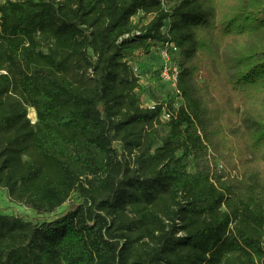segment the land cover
<instances>
[{"label": "trees", "instance_id": "16d2710c", "mask_svg": "<svg viewBox=\"0 0 264 264\" xmlns=\"http://www.w3.org/2000/svg\"><path fill=\"white\" fill-rule=\"evenodd\" d=\"M0 189V264H264V0L0 3Z\"/></svg>", "mask_w": 264, "mask_h": 264}, {"label": "built area", "instance_id": "2783aa9c", "mask_svg": "<svg viewBox=\"0 0 264 264\" xmlns=\"http://www.w3.org/2000/svg\"><path fill=\"white\" fill-rule=\"evenodd\" d=\"M180 52L178 48L174 44H167L165 48H161L160 56L162 59V66L160 67V78L162 81L169 85L170 89H176L178 79L180 76V69L178 66ZM137 77L140 79V83L143 85H148L145 77H143L139 71L138 67L134 68ZM156 104L152 103L150 107L151 109H155ZM163 119L168 121L170 119V115L167 112H164ZM223 166H219V170H223Z\"/></svg>", "mask_w": 264, "mask_h": 264}, {"label": "rangeland", "instance_id": "374dc122", "mask_svg": "<svg viewBox=\"0 0 264 264\" xmlns=\"http://www.w3.org/2000/svg\"><path fill=\"white\" fill-rule=\"evenodd\" d=\"M4 1L5 0H0V3H3ZM150 19H151L150 17H144L143 14H140V15H137L134 18V21H135V23H140L141 25H143V24H147L150 21ZM154 85L156 86L157 91H159L161 93L163 92L162 90L164 89V85L162 83H160L159 81H155ZM166 86H167V88L170 87L169 85H166ZM144 104H145L146 107H150L152 102L147 100V99H145V103ZM29 114H30V110H29ZM30 119H32V118H30ZM32 122H36V121H34L32 119ZM0 208L1 209L15 208L20 215H23L26 218L27 221H31L33 223H37V220H36L37 216H36V214L33 211L29 210L28 208H26L24 206H19V205L12 204L9 201L7 191L1 190V189H0ZM65 208H66V206H64L60 210V212H62ZM9 214H12V212H9Z\"/></svg>", "mask_w": 264, "mask_h": 264}, {"label": "bare ground", "instance_id": "6f19581e", "mask_svg": "<svg viewBox=\"0 0 264 264\" xmlns=\"http://www.w3.org/2000/svg\"><path fill=\"white\" fill-rule=\"evenodd\" d=\"M29 117L32 118L34 121L37 120L36 111H35L34 109H30ZM32 119H31V120H32Z\"/></svg>", "mask_w": 264, "mask_h": 264}]
</instances>
